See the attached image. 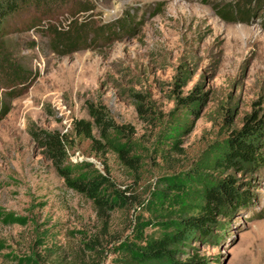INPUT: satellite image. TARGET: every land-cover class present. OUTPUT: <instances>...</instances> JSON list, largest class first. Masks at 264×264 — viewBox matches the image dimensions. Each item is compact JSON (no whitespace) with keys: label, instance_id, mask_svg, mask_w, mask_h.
<instances>
[{"label":"rangeland","instance_id":"obj_1","mask_svg":"<svg viewBox=\"0 0 264 264\" xmlns=\"http://www.w3.org/2000/svg\"><path fill=\"white\" fill-rule=\"evenodd\" d=\"M43 1L3 24L0 264H126L128 247L172 235L194 213L197 177L233 179L251 198L210 233L192 229L175 258L264 264V163L208 167L247 115L264 112V0ZM79 25L82 41L65 45L57 32ZM89 103L121 126L112 148L94 150L72 131L74 119L92 120ZM41 130L66 136L73 175L107 178L99 191L109 207L65 185L32 135Z\"/></svg>","mask_w":264,"mask_h":264},{"label":"trees","instance_id":"obj_2","mask_svg":"<svg viewBox=\"0 0 264 264\" xmlns=\"http://www.w3.org/2000/svg\"><path fill=\"white\" fill-rule=\"evenodd\" d=\"M32 1L34 3L37 1L44 3L43 0H0V55L2 53L3 24L8 16L20 12L24 5ZM57 33L61 41L65 45L68 44L69 47L74 46L73 44L79 41L81 42L84 36L81 25L69 34H67V31ZM62 33L64 34L63 37ZM105 34L111 36L112 32ZM198 98H200V95L194 92L189 100L192 102ZM87 112L92 120L74 119L71 123L72 131L88 139L94 150L112 148L114 146L113 135L121 130V126L116 124L109 116L108 110L103 104L89 103ZM6 113L7 107L0 102V118ZM94 130L97 131V137L94 135ZM32 135L37 139L39 138L48 148L47 156L59 175L64 178L67 187L91 198L95 202L98 211L109 207L108 199L101 195L99 191L100 187L107 181L103 174L97 173L92 176L73 175V172L65 166L67 139L63 133L56 130H41L37 133L33 132ZM263 147L264 112L261 115H247L244 118L242 127L231 132L227 140V148L222 151V154H216L209 161L208 167L223 173L231 168L242 170L247 166L250 167V165L252 168L259 167L264 163L263 158L259 156L260 148ZM116 151L125 163L132 164L133 158L128 157L127 147H117ZM197 179L196 185L200 187L199 193L195 194L193 201L188 204L189 211H194V213L189 216H182L181 225L177 227L172 235L149 238L142 250L139 251L135 250V247H128L123 254V260L126 264H141L163 258L168 259L170 264H206L203 259L197 258L196 255L186 261L177 260L175 258L176 247L189 236L192 229L200 233H210V228L216 224L218 215H230L232 210L239 206H245L251 197L246 194L247 191L239 189L233 179H216L215 181L201 180V177H197ZM113 192H115L113 201L123 199L120 193Z\"/></svg>","mask_w":264,"mask_h":264}]
</instances>
